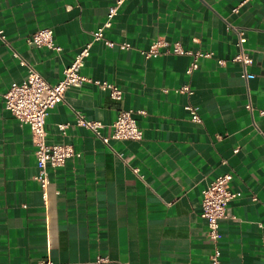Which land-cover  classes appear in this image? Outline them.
Segmentation results:
<instances>
[{
    "label": "crops",
    "instance_id": "1",
    "mask_svg": "<svg viewBox=\"0 0 264 264\" xmlns=\"http://www.w3.org/2000/svg\"><path fill=\"white\" fill-rule=\"evenodd\" d=\"M239 2L124 1L104 30L113 45L94 42L81 69L116 84L122 98L91 83L66 89L47 114L46 141L72 144L80 155L48 167L43 195L30 128L3 107V94L28 66L49 83L61 79L114 0H0V264H208L214 244L201 190L225 172L240 195L220 225V264H264V0L234 11ZM43 27L53 29L60 52L26 42ZM238 30L253 59L248 79L231 60ZM158 36L212 55L186 74L189 55L139 52ZM185 84L190 94L175 91ZM121 109L134 111L140 140L104 143L75 123L80 110L106 133Z\"/></svg>",
    "mask_w": 264,
    "mask_h": 264
},
{
    "label": "built area",
    "instance_id": "2",
    "mask_svg": "<svg viewBox=\"0 0 264 264\" xmlns=\"http://www.w3.org/2000/svg\"><path fill=\"white\" fill-rule=\"evenodd\" d=\"M126 0H114L106 13L105 20L91 32V38L86 41L78 52L74 55L71 62L62 71V78L55 83L47 82L43 76L32 66L27 67L25 78L21 82L13 81L3 94V107L8 110L20 123L29 126L32 141L35 145L36 168L37 172L34 179L39 183L43 195L45 188L49 183L48 167L56 168L66 163L69 158L79 156L72 144L64 142L48 143L46 141L45 122L49 110L64 98V93L69 87H80L85 83H91L106 90L114 99L122 98L121 89L114 83L88 78L81 72L86 59L90 54V48L96 41H102L111 46L112 42L105 38L104 30L111 27L112 20L117 14L118 8ZM247 0H240L234 11ZM224 29L228 31L230 24L224 20ZM0 38L4 40V35L0 31ZM246 35L243 30L237 31V52L231 60L242 66V76L246 79L252 78L253 74L248 71V66L253 62L252 57L244 48ZM26 42L37 47H46L54 52H60L61 46L55 43L53 29L43 27L31 33ZM120 48H130L128 43L119 44ZM139 52L145 57H155L164 53L186 54L191 56L190 62L186 67L185 73L191 74L199 67V60L203 57H210L212 52L201 50H190L184 48L179 42L168 41L164 37H156L152 40L146 49H140ZM219 65H224L225 60H217ZM177 92L191 93L189 85L185 84L177 88ZM246 108L252 112V106L246 105ZM190 113L191 120L199 121V115L196 108L190 104L185 106ZM260 116L264 118V107L258 110ZM134 111L121 109L116 118L111 122L109 132H104V125L93 119H87L80 110H76L75 123L85 127L93 132L102 142L108 143L110 139L115 140H140L142 130L138 126ZM67 124H59V128L64 130ZM136 171V169H134ZM232 174L225 172L217 175L205 188L201 190L200 215L206 220V235L214 244L213 253L209 257L208 264H220L217 242L220 240L221 223L229 218V202L240 195L230 189ZM103 258H99V261ZM41 264H53L46 261Z\"/></svg>",
    "mask_w": 264,
    "mask_h": 264
}]
</instances>
